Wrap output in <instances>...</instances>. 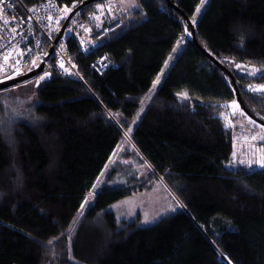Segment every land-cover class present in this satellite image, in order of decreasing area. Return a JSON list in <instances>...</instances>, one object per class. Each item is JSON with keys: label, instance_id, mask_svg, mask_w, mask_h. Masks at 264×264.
Returning <instances> with one entry per match:
<instances>
[{"label": "trees", "instance_id": "1", "mask_svg": "<svg viewBox=\"0 0 264 264\" xmlns=\"http://www.w3.org/2000/svg\"><path fill=\"white\" fill-rule=\"evenodd\" d=\"M42 1L24 0L29 6ZM55 1L69 14L79 8L59 44L82 81L62 77L53 54L49 80L0 92V264H264V169L227 168L238 128L220 116L238 103L237 94L230 76L186 34L184 15L193 21L202 0H171L183 13L165 0H133L129 10L116 0ZM110 3L114 9L103 13ZM79 21L92 36L121 25L84 57L72 33ZM193 24L200 46L235 76L248 115L264 125V93L249 89L264 85V0H208ZM50 50L43 42V51ZM231 62L258 75L247 79ZM37 65L19 71L8 65L0 81ZM32 83L34 93H17ZM126 134L132 151L74 226ZM132 161L145 168V177ZM158 177L183 206L149 227L119 222L110 207Z\"/></svg>", "mask_w": 264, "mask_h": 264}, {"label": "rangeland", "instance_id": "2", "mask_svg": "<svg viewBox=\"0 0 264 264\" xmlns=\"http://www.w3.org/2000/svg\"><path fill=\"white\" fill-rule=\"evenodd\" d=\"M208 0H204L200 5L199 13H196L193 18V23H196L200 18L204 7ZM117 6L120 10H129L135 6L133 0H116ZM100 17V14H99ZM191 34V31L186 33ZM187 35L182 37L178 44L175 46L173 52L168 57L161 73L157 77L159 82L156 83L157 79L153 83L150 95H154L161 87L164 79L170 71V68L175 63L178 55L185 46ZM37 63V60H35ZM35 63V64H36ZM236 64H240L242 67L237 68ZM13 71H19L18 67L9 63ZM228 66L237 71L247 79L254 78L258 75V71L253 75L254 67L241 62H231ZM4 73L0 71V74ZM3 76V75H2ZM231 79V78H230ZM250 85V84H249ZM253 87V85H252ZM36 90L34 83L30 84L29 90H19L17 93H34ZM182 98L187 99L181 95ZM233 108L230 106L229 109H225L221 114V118L226 121L227 127L236 126L235 140L233 143V150L231 155V161L227 165L229 170H237L240 166H246L248 168L264 169L261 167L258 161L264 159V125L253 120L245 111L242 109L231 112ZM241 111L244 113L241 114ZM231 113V114H230ZM252 121V122H250ZM133 144L129 136L126 134L125 141L118 147L114 153L112 159L107 164L106 168L99 177L96 185L87 196V203H84L81 208L79 215L75 221L76 226L85 215L87 209L92 205L97 192L103 187L106 180L110 177L112 170L117 168L123 159V154L127 151H132ZM235 153V155H233ZM243 161V163H241ZM130 163V162H129ZM131 164L137 169L136 162L132 161ZM133 167V166H132ZM146 167V166H145ZM148 169V167H146ZM142 172V178L145 177L146 171L144 167H140ZM179 199L171 192V190L164 183L163 179L158 177V180L152 182L150 187L146 188L145 191H140L132 194L129 197L115 203L110 207V210L115 214L117 220L121 223H135L141 227H149L154 225L163 217L175 214L176 211L181 208Z\"/></svg>", "mask_w": 264, "mask_h": 264}, {"label": "built area", "instance_id": "3", "mask_svg": "<svg viewBox=\"0 0 264 264\" xmlns=\"http://www.w3.org/2000/svg\"><path fill=\"white\" fill-rule=\"evenodd\" d=\"M55 0H43L38 5H26L24 0H2L0 2V69L7 68L9 63L25 70L37 60L39 64L45 61L48 54L43 51V42L48 43L54 50L56 67L62 77L82 81L77 63L71 58L65 45L56 44L53 34L60 24L68 17L62 14ZM108 8L114 9L113 4L105 6L103 13H109ZM51 17V18H49ZM57 20L59 23L57 24ZM121 25L117 22L96 35H90V28L83 21L77 22L72 33L80 44V52L88 57L99 39ZM23 53V54H21ZM9 59L5 61L4 57ZM107 58L101 55L97 64L102 66ZM19 61V63H17ZM63 63L64 67L60 65Z\"/></svg>", "mask_w": 264, "mask_h": 264}, {"label": "water", "instance_id": "4", "mask_svg": "<svg viewBox=\"0 0 264 264\" xmlns=\"http://www.w3.org/2000/svg\"><path fill=\"white\" fill-rule=\"evenodd\" d=\"M100 0H87L86 2L83 3V6L88 5L90 3H94ZM170 6H172L174 9H176L177 11L183 13L181 11V9L176 6L175 4H173L171 2V0H165ZM78 9H75L74 11H72L68 17L66 18L63 26L61 27V30L59 32V35L57 36L55 43L58 44L59 41L62 39V37L64 36V33L70 23V21L72 20V18L76 15V13L78 12ZM185 20L187 21V24L191 30V36L190 38L192 39V41L201 49V51L211 60L213 61L218 67H220L224 72H226L228 74V76H230L232 82H233V86L235 88V92L237 94V100H238V104L241 107L242 110H244L247 114L248 111L241 99V96L239 94V90H238V86H237V80L235 78V76L224 66L222 65L218 60H216L211 54H209L207 51H205L199 44L197 37H196V28L192 22L191 19H189L186 15H184ZM54 53V50L51 49L47 58L45 59V61L40 62L34 69L25 72L23 74H20L18 76H14V77H10L7 78L5 80H1L0 81V92L21 86L23 84H26L28 82H31L33 80H37V83L39 84L40 82L43 81H47L50 79V73L47 72V68H48V63L50 61V58L52 57ZM45 73H48L47 76H45ZM44 76V79H40V77ZM234 110H232L231 112H233ZM255 119V118H254ZM256 120V119H255ZM165 183V182H164ZM168 187V186H167ZM169 188V187H168ZM170 189V188H169ZM172 192V191H171ZM173 193V192H172ZM174 194V193H173ZM175 195V194H174ZM181 204V202H180ZM181 206H183L181 204ZM186 210V209H185ZM223 260H225V258H222Z\"/></svg>", "mask_w": 264, "mask_h": 264}, {"label": "snow or ice", "instance_id": "5", "mask_svg": "<svg viewBox=\"0 0 264 264\" xmlns=\"http://www.w3.org/2000/svg\"><path fill=\"white\" fill-rule=\"evenodd\" d=\"M0 2H2V0H0ZM202 3H203V0H202ZM73 7H75V3H73ZM97 8H99V9L102 10V9L104 8V5H97ZM59 11H61L62 14L66 15L68 12L71 11V9L68 8L67 5H65V6H64L62 9H60ZM108 11L111 12L112 9H111V8H108ZM199 11H200V8L197 7V8H196V12L199 13ZM0 12H2V9H0ZM101 14H103L102 11H101ZM49 18H51V17H49ZM93 18H94L95 20H97V21H99V19H100L99 16H94ZM58 23H59V20H57V24H58ZM21 54H23V53H21ZM4 59H5V61H7V60L9 59V57H8V56H5ZM17 63H19V61H17ZM32 63L35 64L36 61L33 60ZM60 67H61V68L64 67L63 63H61ZM236 67H237V68H241L242 66H241L240 64H236ZM17 71H18V70H17ZM256 71H259V70L254 68L252 74L254 75ZM47 75H48V73H45V76H47ZM40 79H44V76L40 77ZM158 82H159V80H158V78H157L156 83H158ZM153 86H155V84H154ZM249 89H250L251 91H253V92L264 93V85H259V86L255 87V88H253L251 85H249ZM233 91H235V90H233ZM178 95H182L183 97L187 98V93H180V94H178ZM230 106L233 108L234 111L237 110V109H239V104L237 103L236 100H233V101L231 102V105H230ZM241 114L243 115L244 113L241 111ZM250 122H252V121H250ZM233 155H235V153H234ZM241 163H243V161H241ZM258 163L260 164L261 167H264V159L258 161ZM85 203H87V200L85 201ZM81 207H83V205H81ZM49 243L51 244L52 241H49Z\"/></svg>", "mask_w": 264, "mask_h": 264}]
</instances>
